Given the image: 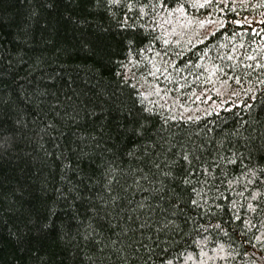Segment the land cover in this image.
Segmentation results:
<instances>
[{
	"label": "snow or ice",
	"instance_id": "1",
	"mask_svg": "<svg viewBox=\"0 0 264 264\" xmlns=\"http://www.w3.org/2000/svg\"><path fill=\"white\" fill-rule=\"evenodd\" d=\"M34 2L39 7H34L30 17L17 26L13 38L16 46L6 49L0 39V84L8 76L16 85L15 97L9 93L6 99L0 98V126L6 115L4 106L11 99L13 108L18 109L14 120L17 129H26L30 118L37 124L41 138H63L68 145L64 151L71 153L76 163L65 157L60 186L50 189L42 182L37 203L23 206L25 227L38 238L55 232L60 239L80 237L93 241L95 251L87 255L85 248L81 264H174L177 257H167L179 243L175 237L181 233L190 235L184 232L189 225L199 227L195 216L221 207L209 195L216 189L217 175L226 179L230 166L234 169L239 165L245 174L251 173L264 185V118L253 120L255 127L248 135L243 126L222 139L208 137L205 131L196 133L203 137L198 141L191 133L181 132L179 123H173L178 121L174 109H185V105L174 101L169 107V90L162 91L147 79L155 80L160 73L154 58L162 55L153 50L154 42L160 38L146 34L150 26L142 23L147 15L145 8L155 6L152 0L139 5L135 18L129 13L137 7V0H87L89 12L107 13L119 29L125 30L118 56L110 54L95 34L87 31V17L66 13L72 32L68 38L58 36V27L47 21L37 31L34 22L25 21H33L40 8L52 9L57 0ZM67 2L78 6L81 0ZM155 3L163 6L164 0ZM125 8L123 18H118L116 13ZM130 29L134 31L129 35ZM145 40L147 44L141 46ZM25 46L28 51L33 47L41 50L31 63L24 59ZM48 48L54 49L52 64H59L60 71L47 70L51 67L46 62ZM78 53L82 54L81 63L75 65L74 78L71 68ZM86 60L91 62L85 63ZM22 64L27 67L22 68ZM215 71L213 65L209 76ZM220 83L224 92L215 87L212 91L238 95L227 79ZM152 96L158 99H150ZM179 118L188 122L199 119L184 118L182 113ZM173 128L177 130L172 131ZM229 136L239 140L231 141ZM53 147L59 151V144L54 143ZM121 156L135 163L117 165ZM121 179L124 185L118 192ZM129 188L134 193L131 199L127 196ZM140 193L143 195L135 199V194ZM102 224H107L115 237H108L107 243L97 239V234L103 236ZM215 227L223 231L220 223ZM184 243L187 245V241ZM200 255H205L203 250ZM180 258H184L183 253ZM186 259H193L191 252Z\"/></svg>",
	"mask_w": 264,
	"mask_h": 264
},
{
	"label": "trees",
	"instance_id": "2",
	"mask_svg": "<svg viewBox=\"0 0 264 264\" xmlns=\"http://www.w3.org/2000/svg\"><path fill=\"white\" fill-rule=\"evenodd\" d=\"M147 3L148 0H137V7L129 15L135 18L139 15V5ZM152 3L154 7L145 8L147 15L142 23L150 26L146 28V34L160 38L154 42L153 50L162 55L154 58L160 73L155 80L147 79L158 84L162 91L169 90V107L174 101L185 105L186 110L174 109L178 121L173 123H179L181 132L191 133L198 141L203 137L196 133L207 131L208 137L222 139L241 126L247 129L245 135H248L255 127L253 120L264 118L261 110L264 105V0H164L163 6L155 0ZM86 4L87 0H81L78 6H70L67 0H57L55 7L40 8L33 21L25 22H34V28L39 31L47 21L50 26L58 27V36L68 38L72 32L66 13L87 17V31L95 34L110 54L120 55L125 30L119 29L107 13L89 12ZM34 7H39L34 0L31 3L29 0H0V39L6 49L16 46L17 41L13 38L17 26L30 17ZM126 11V8L121 9L116 13L117 17L122 19ZM127 31L130 35L134 30ZM145 44L146 40L141 46ZM40 51L38 47L28 51L25 46L27 55L24 59L31 63ZM53 51V48L47 49L46 62L51 65L47 70L50 72L60 71L59 64H52ZM148 55L152 57L153 54ZM81 56L77 54L71 68L74 78L77 77L75 65L81 63ZM213 65L216 71L209 76ZM103 70L107 74V68ZM225 79L237 96L218 95L212 91L215 87L223 93L220 81ZM15 89L11 78L5 76L0 84L4 96L0 98L6 99L9 93L15 97ZM150 99L158 98L152 96ZM12 103L9 99L4 106L6 115L0 126V264H81L86 255L85 248L87 255L95 251L93 241H84L80 237L60 239L55 232L38 238L25 227L27 217L23 206L37 203L42 182L50 189L60 186L61 164L66 163V156L73 164L76 161L71 153L64 151L68 145L63 138L56 137L55 141L48 136L41 138L37 124L30 118L26 129H17L14 120L18 109L13 108ZM180 113L184 118L198 116L199 119L188 122L179 118ZM229 139L236 141L239 137L229 136ZM54 143L59 144V151L53 147ZM115 163L123 167L135 162L121 156ZM229 171L226 179L217 175L216 189L209 193L220 204V209L214 208L213 212L202 216L193 213L199 227L189 225L184 232L190 235L181 233L175 237L179 243L167 257H177L174 264H264V185L251 173L245 174L239 165L234 169L230 166ZM67 174L72 175L71 172ZM221 179H224L223 183ZM123 185L121 179L118 192H122ZM205 191H208L207 187ZM133 195L129 188L128 198ZM141 195L135 194V199ZM217 223L222 225L223 231L215 227ZM100 231L103 236L97 234V239L107 243V238L112 237L111 229L102 224ZM201 250L204 256L200 255ZM189 252L193 256L191 261L186 259ZM180 253L184 254L183 259Z\"/></svg>",
	"mask_w": 264,
	"mask_h": 264
}]
</instances>
